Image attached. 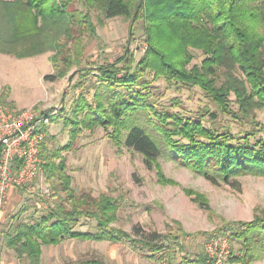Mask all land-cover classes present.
Masks as SVG:
<instances>
[{"label":"trees","instance_id":"obj_1","mask_svg":"<svg viewBox=\"0 0 264 264\" xmlns=\"http://www.w3.org/2000/svg\"><path fill=\"white\" fill-rule=\"evenodd\" d=\"M79 2L87 11L76 7ZM90 10L106 19L123 17L131 24L141 22L148 49L136 65L132 56H122L114 63L96 67L98 85L91 100L81 95L68 112L62 109L54 116L70 127L66 147L72 146L81 130L111 129L108 138L141 155L147 169L166 153L214 185L219 181L232 185V179L247 175L264 177V140L255 132L233 135L228 128L205 127V115L212 121L217 118L208 110L198 112L195 119L168 108L157 110L151 101L149 82L143 79L146 69H153L175 85L197 86L227 115H233L228 109L230 95L244 116L252 107L264 106V0H0V54L28 59L51 52L53 73L43 80H61L69 68L80 63L82 49L75 34L80 29L95 33ZM189 50L202 51L205 58L200 67L187 69L193 59ZM221 69L225 82L217 88L215 79ZM234 71L242 78L234 76ZM9 106L13 107L12 103ZM178 107V101L171 106ZM40 156L44 174L59 181L54 189L65 192L66 198L47 208L34 222H18L4 236L5 247L17 259L41 264L42 247L67 240H131L125 232L110 228L117 212L111 198H76L59 154L48 157L41 147ZM55 159H59L58 164ZM158 178L160 184H173L161 175ZM197 199L201 209L210 211L202 196L194 201ZM67 201L69 208L64 206ZM82 218L95 223L94 231L76 229ZM228 226H235L227 230L230 241L239 244L229 264H251L264 257V212L251 222ZM133 242L151 252L165 250L155 244L160 242L156 233ZM187 262L205 264V258ZM67 264L104 263L86 259Z\"/></svg>","mask_w":264,"mask_h":264},{"label":"rangeland","instance_id":"obj_2","mask_svg":"<svg viewBox=\"0 0 264 264\" xmlns=\"http://www.w3.org/2000/svg\"><path fill=\"white\" fill-rule=\"evenodd\" d=\"M76 7L87 11L80 2ZM89 15L95 33L90 35L84 29L74 33L82 56L80 63L69 68L61 80H43L53 73L49 61L51 52L28 59L0 54V103L14 111L31 109L39 117H49L43 153L48 157L54 152L59 154L64 174L70 177V191L76 198L84 195L94 199L101 195L111 198L117 212L110 228L125 232L131 240L118 243L67 240L57 246L42 247L41 264H67L86 259L101 260L104 264H189L188 260L203 257L205 264H229V257L236 253L239 244L230 241L227 230L235 226L228 225L251 222L264 212V177L247 175L232 179V185L221 181L214 185L166 153L158 157L152 169H147L141 155L108 138L111 129L81 130L72 146L66 147L70 127L54 116L62 109L68 112L81 95L91 100L94 87L98 85L96 67L114 63L122 56H132L136 65L148 49L141 22L131 24L130 19L123 17L106 19L95 10H90ZM68 46L73 50V44ZM189 52L193 59L187 69L200 67L205 58L202 51ZM59 68H63L60 63ZM232 74L242 78L235 71ZM143 79L149 82L151 101L157 110L168 108L194 119L198 112L208 110L217 118L212 121L205 115V127L228 128L233 135L255 132L257 138L264 140V106H254L244 116L233 102L234 96L230 95L228 109L233 115H227L197 86L175 85L153 69H146ZM223 82L225 76L221 69L215 86L219 88ZM175 101L180 102V107L171 108ZM54 162L58 164L59 159ZM160 175L173 184H160ZM58 184V180L48 179L41 169L31 193L18 190L25 204L8 215L0 231L3 234L0 237L2 264H27L4 246V236L18 222H34L47 208L62 202L66 193L54 189ZM196 196L204 198L210 211L200 208L199 199L194 201ZM65 204V208L71 206L68 201ZM23 211L28 213L23 215ZM10 222L12 227L8 226ZM94 227L93 221L82 218L76 229L89 232L94 231ZM153 233L160 236V242L155 244L165 248L161 253L133 242ZM211 242L217 244L216 255L220 262L207 254ZM251 264H264V257Z\"/></svg>","mask_w":264,"mask_h":264},{"label":"built area","instance_id":"obj_3","mask_svg":"<svg viewBox=\"0 0 264 264\" xmlns=\"http://www.w3.org/2000/svg\"><path fill=\"white\" fill-rule=\"evenodd\" d=\"M48 118L37 116L31 109L14 111L0 103V209L10 190L33 191L44 164L40 151L46 138ZM216 245L209 243L207 254L220 262Z\"/></svg>","mask_w":264,"mask_h":264},{"label":"crops","instance_id":"obj_4","mask_svg":"<svg viewBox=\"0 0 264 264\" xmlns=\"http://www.w3.org/2000/svg\"><path fill=\"white\" fill-rule=\"evenodd\" d=\"M22 196L23 195H21V193L17 189H12V190L9 191L8 198H7L6 202H5V204L0 209V231L2 230V227L5 225L8 215L11 214L12 212H14L13 211L14 209H18L22 205L25 204L23 202V197ZM24 211H26V210L24 209ZM27 213L28 212H24L23 215L27 214ZM11 225H12V223L10 222V225H8V226L12 227ZM2 235L3 234H1V232H0V237H2ZM0 264H2V258L1 257H0Z\"/></svg>","mask_w":264,"mask_h":264}]
</instances>
